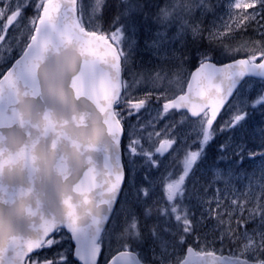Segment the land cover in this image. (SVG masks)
<instances>
[{"label": "snow or ice", "instance_id": "6c2138e0", "mask_svg": "<svg viewBox=\"0 0 264 264\" xmlns=\"http://www.w3.org/2000/svg\"><path fill=\"white\" fill-rule=\"evenodd\" d=\"M216 10L0 0V264H264V0Z\"/></svg>", "mask_w": 264, "mask_h": 264}, {"label": "trees", "instance_id": "16d2710c", "mask_svg": "<svg viewBox=\"0 0 264 264\" xmlns=\"http://www.w3.org/2000/svg\"><path fill=\"white\" fill-rule=\"evenodd\" d=\"M159 2H160L161 4H163V3H164V0H159ZM193 2L198 4V3L200 2V0H193ZM210 2H211L212 4L217 5L216 15H218V13H219L221 10H225L223 16H226V13H227V8H226L227 6H226V5H227V3H228V0H210ZM193 14H194L195 16H197V17H200V10H199V8H195V9L193 10ZM202 19L204 20L205 25H209V24L212 23V21H213L214 18H213V16H212V14L209 13V14H207L205 17H203ZM250 34H251V29H248V30H246V31L244 32V35H245V36H248V35H250ZM237 39H239V37H237ZM141 43H143L142 40H141ZM213 62H215V61H213ZM223 62H227V61L225 60V61H223ZM185 67H186V69H189V66H188V65H186ZM189 73H190V69H189ZM215 147H216V146H215ZM213 151H214V150L212 149L211 152H209L208 155H209V156H213V155H214V152H213ZM214 159H215V158H214ZM218 246H219V244H218V243H215V244L213 245V247L210 246L209 248H205L204 251H210V250H212V249H215V252H219V248H218ZM185 247H187V246H185ZM194 249H196V250H201L199 246H195ZM220 253H222V254H223V253L230 254V252H229V242H228V241H226L224 247L220 249ZM100 259L103 260V256H101Z\"/></svg>", "mask_w": 264, "mask_h": 264}, {"label": "rangeland", "instance_id": "374dc122", "mask_svg": "<svg viewBox=\"0 0 264 264\" xmlns=\"http://www.w3.org/2000/svg\"><path fill=\"white\" fill-rule=\"evenodd\" d=\"M224 12H225V10H221V11L218 13L219 16H218V17H215V19L219 20L220 17L223 16ZM224 18L226 19L227 17L224 16ZM221 22H223V21H221ZM7 54H8L7 52H0V56H6ZM257 113L259 114V109H257ZM145 118H147V116H146ZM245 156H247V154H245ZM217 166H218V167H221V168L225 167V166H223V165H221V164H217ZM242 167H243L244 169H246L248 172H251V171H252L251 164L249 163V161L247 160V158H245V161H244ZM238 171H239V169H238ZM141 176H143V173H141ZM233 186H235V187H237L239 190L243 191V190H245V189L247 188V186H248V181H247V179L245 178V180H244V182H243V185H241L239 181H236V183H235ZM254 187H255V190L258 192V191H259L258 186L254 185ZM249 227H250V228L253 227V225H252L251 222H249ZM217 235H219V234H217ZM215 243H218V244H219V246H218V248H219V252H217V253H220L221 245H220V243H219L218 240H217ZM215 243H214V244H215ZM214 244H212L211 246L213 247ZM233 247H234V246H233ZM185 248H187V247H185ZM200 251H201V250H200ZM220 254H221V253H220Z\"/></svg>", "mask_w": 264, "mask_h": 264}, {"label": "water", "instance_id": "95a60500", "mask_svg": "<svg viewBox=\"0 0 264 264\" xmlns=\"http://www.w3.org/2000/svg\"><path fill=\"white\" fill-rule=\"evenodd\" d=\"M187 84H186V87H185V90H187ZM196 251L194 250V253H195ZM222 256H228V255H222ZM215 257H221L220 255H218V254H215ZM190 259L191 260H193L194 262H195V264H200V261L201 260H204L205 258H203V257H198V256H195L194 254H190ZM212 259L213 258H211V257H209V258H207V262H206V264H211V261H212Z\"/></svg>", "mask_w": 264, "mask_h": 264}, {"label": "flooded vegetation", "instance_id": "af4514ba", "mask_svg": "<svg viewBox=\"0 0 264 264\" xmlns=\"http://www.w3.org/2000/svg\"><path fill=\"white\" fill-rule=\"evenodd\" d=\"M195 139V136L193 137V140Z\"/></svg>", "mask_w": 264, "mask_h": 264}]
</instances>
